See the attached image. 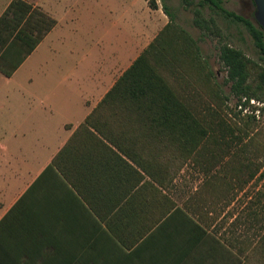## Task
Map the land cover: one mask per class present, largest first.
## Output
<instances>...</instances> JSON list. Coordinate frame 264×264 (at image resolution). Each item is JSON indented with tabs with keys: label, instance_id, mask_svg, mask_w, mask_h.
Here are the masks:
<instances>
[{
	"label": "crops",
	"instance_id": "obj_1",
	"mask_svg": "<svg viewBox=\"0 0 264 264\" xmlns=\"http://www.w3.org/2000/svg\"><path fill=\"white\" fill-rule=\"evenodd\" d=\"M17 1L12 11L33 15L28 33L43 34L23 63L55 57L57 0H0V18ZM138 12L135 0L120 47L70 69L67 54L53 63L74 82H5L13 88L0 96V264L245 263L244 181L219 170L214 149L184 143L166 113L107 95L169 22L148 6L140 27Z\"/></svg>",
	"mask_w": 264,
	"mask_h": 264
},
{
	"label": "rangeland",
	"instance_id": "obj_2",
	"mask_svg": "<svg viewBox=\"0 0 264 264\" xmlns=\"http://www.w3.org/2000/svg\"><path fill=\"white\" fill-rule=\"evenodd\" d=\"M154 1L159 9L163 5L168 8L174 17L173 24L178 28L177 31H184L195 41L199 56L195 60L181 53L184 50L183 43L177 37L159 51L162 62L149 57L150 65L165 79L205 129V137L197 144L202 145L201 151L204 153L209 148L214 149L215 158L219 162L223 161L219 170L233 175L235 184L240 185L244 181L243 185L248 186L249 253L244 256V264H264V255L260 251V240L264 235V88L259 89L258 68L263 66L260 54L246 27L224 18L208 6L201 9L202 17L212 19L219 34L197 28L193 23V11L198 8L196 3L199 0H194V5L189 9L184 7L181 0ZM244 1L222 0V6L256 25L253 18L254 7L252 4L243 7ZM133 2L135 0H57L56 15L62 23L58 30L56 56L36 53L21 65L11 79L0 75V96L5 90L13 88L5 82H74V77L64 78L66 72L53 71V63H60L61 56L65 58L67 54L64 63L70 69L71 65L75 67L80 62L83 63L86 55L93 62L99 48L107 50L120 47L127 37L123 17ZM136 2L140 14L138 25L141 27L147 23L146 16H141L142 10L148 11L149 0ZM109 8L111 14H108ZM91 10L94 11L92 14ZM97 14L101 15L99 19ZM24 19L27 20L29 32L34 26L30 24V20L34 19L33 15H24L22 20ZM102 28L107 29L106 39ZM133 38L129 39L133 41ZM109 39L112 44L108 43ZM170 39L172 34L166 38ZM223 44L240 50L250 62L246 95L234 94L231 84L226 83V70L219 60V50ZM147 46L143 50L141 46L138 48L139 55ZM68 50H71V54Z\"/></svg>",
	"mask_w": 264,
	"mask_h": 264
},
{
	"label": "trees",
	"instance_id": "obj_3",
	"mask_svg": "<svg viewBox=\"0 0 264 264\" xmlns=\"http://www.w3.org/2000/svg\"><path fill=\"white\" fill-rule=\"evenodd\" d=\"M185 8L189 9L194 5V0H181ZM14 2L5 14L0 18V72L5 77H11L31 51L39 43L42 33L32 36L27 31V22L21 25L22 17L12 8L16 6ZM148 5L155 9L156 2L149 0ZM197 9L194 12V25L202 31L212 34H219V29L214 25L212 19L206 20L202 17L201 9L208 6L218 12L224 18L242 24L250 33L254 45L260 54L263 66L258 68L259 89L264 88V31L254 25L250 20L226 10L222 6V0H199ZM163 13L168 17L169 22L159 32L155 39L136 58L132 65L117 80L115 86L107 95L135 96L138 98L139 109L162 111L168 115V123L171 128H180L184 133L180 134V139L187 145H197L205 135V129L201 123L193 116L189 108L180 100L176 92L165 82V79L150 65L149 57L156 58L157 62H162L159 58V51L163 47L170 45L173 38H180L183 43L184 53L191 58L198 60V48L195 41L187 33L173 24L174 17L168 8L161 7ZM28 10V7H26ZM13 17H10L12 16ZM53 24V22H52ZM213 25V26H212ZM213 27V29L211 28ZM169 34L172 39L166 40ZM219 60L226 70L227 84H231V91L236 95H246L248 91L249 61L245 59L240 50L223 44L219 50ZM258 67V66H257ZM260 251L264 255V235L261 238Z\"/></svg>",
	"mask_w": 264,
	"mask_h": 264
},
{
	"label": "water",
	"instance_id": "obj_4",
	"mask_svg": "<svg viewBox=\"0 0 264 264\" xmlns=\"http://www.w3.org/2000/svg\"><path fill=\"white\" fill-rule=\"evenodd\" d=\"M252 2L254 5V21L264 31V0H252Z\"/></svg>",
	"mask_w": 264,
	"mask_h": 264
},
{
	"label": "flooded vegetation",
	"instance_id": "obj_5",
	"mask_svg": "<svg viewBox=\"0 0 264 264\" xmlns=\"http://www.w3.org/2000/svg\"><path fill=\"white\" fill-rule=\"evenodd\" d=\"M250 2H251V3H250ZM248 4H252V5H253L252 0H245L244 2H242V6H243V7L248 6ZM253 7H254V5H253ZM253 13H254V12H253Z\"/></svg>",
	"mask_w": 264,
	"mask_h": 264
}]
</instances>
